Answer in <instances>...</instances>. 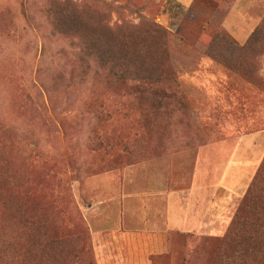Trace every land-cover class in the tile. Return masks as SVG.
<instances>
[{
    "label": "rangeland",
    "instance_id": "374dc122",
    "mask_svg": "<svg viewBox=\"0 0 264 264\" xmlns=\"http://www.w3.org/2000/svg\"><path fill=\"white\" fill-rule=\"evenodd\" d=\"M195 179L224 186L201 233L111 231L137 190ZM0 238L4 264H264V0H0Z\"/></svg>",
    "mask_w": 264,
    "mask_h": 264
},
{
    "label": "crops",
    "instance_id": "0c3cea01",
    "mask_svg": "<svg viewBox=\"0 0 264 264\" xmlns=\"http://www.w3.org/2000/svg\"><path fill=\"white\" fill-rule=\"evenodd\" d=\"M199 160L200 157L196 166L199 164ZM197 167L194 173L195 177L202 173V170ZM198 181L195 179L192 186L190 185L189 188L184 191L170 189V186H167L169 183H167L166 186L163 185V190L156 189V186H154L149 187V189L143 188V191L140 192L137 190L135 197H125L122 195V199H120L121 197L119 198L117 207L121 212H124V219H126L125 213H130L131 204H133L131 198L134 197L136 201L135 222L133 225L131 221H128V218L124 221L120 216L118 224L116 222L112 224L113 228L111 231H118L121 238H128L129 235L131 237L135 236L136 242L142 243L143 239H145L147 243L149 242L148 244H151L153 249L151 252L155 253H162L167 247L166 245L170 244L171 235L176 232L201 233L203 229L207 228L205 224L207 217L204 214L208 209V196L212 192H214L212 194L216 196L218 190L221 189L220 187L224 188V186L223 183L214 184L212 188L209 189L206 184L202 183L200 180ZM161 182L164 184V181ZM162 184H159V186ZM126 225L129 226V229ZM106 231L107 230H101L103 233L102 236L104 237L102 239H108L105 234ZM113 235L115 236V234ZM102 239L99 240V238H96L97 241H95L98 247L95 249L97 263L100 261V258L104 261V257L107 256L105 254H108V250H103L104 246L103 248L100 246ZM118 240L117 238H110V240L105 243L118 248ZM109 256L110 258H112V256L115 257L114 254Z\"/></svg>",
    "mask_w": 264,
    "mask_h": 264
},
{
    "label": "trees",
    "instance_id": "16d2710c",
    "mask_svg": "<svg viewBox=\"0 0 264 264\" xmlns=\"http://www.w3.org/2000/svg\"><path fill=\"white\" fill-rule=\"evenodd\" d=\"M63 6H67V3H63ZM54 12L56 14V17L54 19V26L56 29H59L61 32L63 33H73L76 31V23H75V12L74 11H69L67 10V7L64 8H59L58 6L54 7ZM152 29H159L157 26H153ZM258 33H259V29H257L252 36L250 37V39L248 40L247 44L245 47H249L252 48L254 47H262L263 44L260 42V39L258 38ZM85 35H91L90 33L86 32ZM85 40H89L88 36H85ZM104 52L101 50L97 51V55H99V63L101 66L105 67L106 66V61L105 60V56H104ZM113 62H115L113 65L109 66V68H106L107 70H109V72L111 74H116L115 69L116 68H120L123 69L124 71V66H123V62L121 60H119L118 58L114 57L112 59ZM122 75V74H119ZM252 200L254 201L253 197H252V192H251V197L249 198V200H247V204L245 203V205H243V207H240V212L238 213L239 215L237 216V218H241L244 219L245 216L242 215V213H244V211H246L245 213L248 214L249 212H251V206H249V209L246 210L248 208V205L252 202ZM245 206V207H244ZM250 214V213H249ZM4 238H0V264H4L5 260L7 259V249L9 248V246H11V242H8L7 244L5 242H1ZM5 264H11V261Z\"/></svg>",
    "mask_w": 264,
    "mask_h": 264
}]
</instances>
